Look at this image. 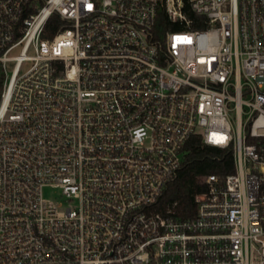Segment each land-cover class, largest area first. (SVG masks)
<instances>
[{
  "label": "built area",
  "instance_id": "1",
  "mask_svg": "<svg viewBox=\"0 0 264 264\" xmlns=\"http://www.w3.org/2000/svg\"><path fill=\"white\" fill-rule=\"evenodd\" d=\"M0 264H264V0H0Z\"/></svg>",
  "mask_w": 264,
  "mask_h": 264
},
{
  "label": "trees",
  "instance_id": "2",
  "mask_svg": "<svg viewBox=\"0 0 264 264\" xmlns=\"http://www.w3.org/2000/svg\"><path fill=\"white\" fill-rule=\"evenodd\" d=\"M191 18H196L189 13ZM165 23L164 14H160L159 28ZM59 27L58 17L54 16L48 30L56 31ZM179 31L178 26L167 27ZM166 28V29H167ZM204 28V25L194 24L191 29ZM184 166L178 177L165 190L160 200V210L168 207L184 218L193 217L197 211L195 195L205 190L204 178L212 173L225 176L235 171L234 156L231 150H222L202 144L200 137L192 138L186 148Z\"/></svg>",
  "mask_w": 264,
  "mask_h": 264
},
{
  "label": "rangeland",
  "instance_id": "3",
  "mask_svg": "<svg viewBox=\"0 0 264 264\" xmlns=\"http://www.w3.org/2000/svg\"><path fill=\"white\" fill-rule=\"evenodd\" d=\"M28 67H24V70H27ZM45 196L48 198H52V199H60L61 198V193H60V189L57 188H51V187H47L44 190Z\"/></svg>",
  "mask_w": 264,
  "mask_h": 264
}]
</instances>
